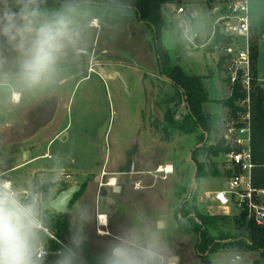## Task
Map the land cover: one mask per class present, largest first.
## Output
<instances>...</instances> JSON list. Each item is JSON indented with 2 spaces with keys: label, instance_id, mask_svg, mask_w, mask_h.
<instances>
[{
  "label": "rangeland",
  "instance_id": "rangeland-1",
  "mask_svg": "<svg viewBox=\"0 0 264 264\" xmlns=\"http://www.w3.org/2000/svg\"><path fill=\"white\" fill-rule=\"evenodd\" d=\"M234 1L239 0H175L174 3L165 6L170 29L164 40L169 46L172 64L181 66L189 74L205 76L215 70L213 56L208 53L207 47H196L194 40L184 35L185 32L180 25L184 23L191 36L198 31L199 40L204 42L209 39L211 33L210 23L227 14L228 5ZM247 3L250 17L259 13L262 20L257 21V24L264 30V0H247ZM78 7L82 51L70 53L61 62L55 78L44 88L35 91L38 94L48 92L61 94V102L58 104L53 95H50L49 103L46 100L43 103L38 100L34 102L37 113L51 111L56 107L57 116L51 120L49 126L56 128L57 132L63 131V136L54 139L50 144L51 159L39 160L35 166L65 168L64 170L76 174L78 178H64L65 175L58 174H47L45 178H41V175H38L39 183L34 191L42 193L39 186L50 183L51 191L57 195L63 184L70 187L86 183V192L88 183L94 182L96 174L104 179L94 184L98 189L104 188L110 182L109 178L114 177L124 186L123 192L115 198L119 199L118 206L126 210L129 206L134 209V206L138 205L134 209H137L138 213L132 212L126 217L130 224L141 216L144 220L148 219L147 216L155 208L170 217L168 211L171 209L178 176L194 167L190 155L195 141L193 136L188 135L177 136L170 142L161 139L159 131L157 133L151 127V123H162L163 111L156 104L159 88L162 93L168 95L174 93L171 82L159 79L160 69L153 47L151 28L137 20H117L111 23L106 16L96 14V5ZM181 7L185 12L180 17L177 11ZM215 7L217 13L211 16L210 10ZM193 13L198 18L193 17ZM94 19H97L96 23ZM215 50L216 56L220 55L219 49ZM14 56V51L6 42L0 41V59L4 61L0 70L12 71ZM258 70L264 80V42L258 48ZM63 78L66 80L59 83ZM204 79L210 96L212 98L220 96L218 81L213 77ZM9 86L0 88V92L3 94L8 92L11 96L13 91H19L24 97V90L12 84ZM9 96L0 97V111L14 106ZM205 107L211 112L222 109L221 105L213 102H208ZM152 136L154 140H151ZM63 137L66 139L63 140ZM131 150L136 157H142L139 158L142 162L137 164L135 170L149 168L151 169L149 173L133 170ZM59 154L62 158L53 157ZM149 157L152 158V162ZM215 160L219 165H224L221 156ZM166 163L172 164L176 172L167 179L154 178L155 168ZM15 164L10 160L3 162L0 159V171ZM143 164L145 165L140 166ZM30 166L32 165L15 167L0 179L10 178L21 191L31 193L34 181ZM197 179H199L196 181L197 184L204 183V190L207 193H214L227 187L225 177H205L203 181ZM136 182H139L138 185ZM54 184L55 187H52ZM109 195L112 196V193L106 188L96 193L94 199L98 210H108L103 206V201ZM76 202L71 207V214ZM47 209L53 211L49 207ZM200 210L223 212L230 216H234L235 212L232 205L213 204L208 198L202 201ZM116 217L117 212H114L113 219ZM165 236L169 237L168 234ZM182 241L186 240L182 238ZM208 257L210 264H242L237 260V263L234 262L233 251L212 252ZM188 264L209 263L194 255Z\"/></svg>",
  "mask_w": 264,
  "mask_h": 264
},
{
  "label": "trees",
  "instance_id": "trees-1",
  "mask_svg": "<svg viewBox=\"0 0 264 264\" xmlns=\"http://www.w3.org/2000/svg\"><path fill=\"white\" fill-rule=\"evenodd\" d=\"M66 2H73L81 7L96 5V14L106 16L111 23H115L117 20L137 19L152 28L153 47L157 55L160 73L171 80L174 88V93L171 95L163 93L161 97L160 104L164 110V138L173 139L177 135L194 137L195 144L199 145L193 156L197 166L196 178L230 176L233 170L226 168L225 164L221 168L215 160L230 151L224 139L219 137V132L221 123L225 119H237L240 113L245 111L240 102L246 98L247 93L240 81L231 84L229 79L225 77L224 80L229 84L230 95L212 101L226 108L227 112L221 115L205 111V104L211 99L204 83V77L189 74L181 66L172 64L169 55L170 49L164 40L165 34L170 29V21L165 14V6L174 3L175 0H41V7L55 10ZM229 42V37L217 34L212 45ZM250 48L253 74L251 152L254 168L252 180L255 187H264V88L259 79L258 38L255 32H251ZM224 62L225 57L220 55L218 63L220 72L225 71ZM167 98L169 99L167 100ZM206 135L207 141H205ZM197 154L203 155L204 160L200 161L199 156H196ZM190 183L187 181L177 189L176 196L179 205L176 218L182 234L196 236L197 255L204 262L210 264L208 257L210 253L233 248L242 252L255 253L256 256L252 264H264V225L260 226L253 221H246L244 213L230 216L201 212L198 207V193L193 191L189 196ZM39 187L40 191L47 195L50 190V183H45ZM52 187H55V184ZM68 187L67 184H63L58 191ZM85 189L86 183H83L81 190L75 194L64 213L46 210L42 223L53 237L42 232L43 243L48 250L44 264H56L64 247L69 244L71 207L84 195ZM55 196L50 197L49 201ZM226 226L230 227L227 228ZM82 255L87 264H97V258L85 243L83 244Z\"/></svg>",
  "mask_w": 264,
  "mask_h": 264
},
{
  "label": "clouds",
  "instance_id": "clouds-1",
  "mask_svg": "<svg viewBox=\"0 0 264 264\" xmlns=\"http://www.w3.org/2000/svg\"><path fill=\"white\" fill-rule=\"evenodd\" d=\"M79 7L66 2L55 10L41 7V0H0V41L14 51L12 71L0 70V88L9 84L37 91L56 76L61 62L82 51L78 27ZM4 61L0 59V69ZM21 92L13 91L14 103ZM114 195L119 190H114ZM55 194L33 191L25 195L13 182L0 179V264H44V219L49 198ZM60 196L51 199L58 206ZM87 222L84 211L73 218L72 235L56 264H87L82 255ZM165 225L149 229H123L98 255L97 264H180V257L165 239ZM242 259V258H241Z\"/></svg>",
  "mask_w": 264,
  "mask_h": 264
},
{
  "label": "crops",
  "instance_id": "crops-1",
  "mask_svg": "<svg viewBox=\"0 0 264 264\" xmlns=\"http://www.w3.org/2000/svg\"><path fill=\"white\" fill-rule=\"evenodd\" d=\"M172 4V3H170ZM170 4H167L170 5ZM217 13V8H213L212 10H210V15L211 16H215V14ZM178 16H182L181 14H178ZM250 15V14H249ZM193 17H197L195 13H193L192 15ZM198 18V17H197ZM95 23L97 22V19H94ZM131 20H137V19H131ZM129 20V21H131ZM251 20V32H255L258 38V48L261 45L262 42H264V30L262 29V26H260L259 24H257V21L262 20L261 17L259 16V13H257L256 16H251L250 17ZM138 21V20H137ZM141 22V21H139ZM94 23V24H95ZM144 23V22H141ZM146 24V23H145ZM213 23H210V32H211V27H212ZM150 27V26H149ZM180 27L183 29V32H185V36L191 38L194 40L195 42V46H199V47H203L206 46L207 47V51L209 54H211V56H213V67H214V71L209 73L208 75H201L203 77H213L218 81V85H219V89H220V93L221 95L216 97V98H212L210 96L211 101L212 100H217V99H222L225 98L227 96L230 95V89H229V84L224 80L225 78V71H219V57L220 55L215 54V46L212 45L213 41L210 39V35L209 34V39H207L206 41H200L199 40V33L198 31H195V33L193 34V36H191L189 34V30L188 28L184 25V23L182 25H180ZM195 27V26H194ZM202 27V26H201ZM151 28V27H150ZM205 28V27H202ZM196 30V28H195ZM152 31V28H151ZM153 33V31H152ZM167 35V34H166ZM211 44V45H210ZM210 46V48H209ZM259 71V70H258ZM159 79L161 81L165 80V78L161 75L160 71H159ZM259 79L262 82V84H264V80L260 77L259 75ZM66 79H60L59 83H62L63 81H65ZM166 81H169L166 79ZM171 82V81H169ZM172 83V82H171ZM204 83L206 84V81L204 79ZM10 85V84H9ZM7 87H10V86ZM207 90L208 87L207 85H205ZM209 92V90H208ZM13 93V92H12ZM161 93V95H160ZM162 91L159 88V93H158V97L156 99V104H158V106L162 109L163 111V115H164V110H163V106L162 104H160L161 102V97H162ZM24 97H22V93H21V98L18 102L14 103L11 99V103L14 104L11 105V107L6 108L4 111H0V159L3 162H6L8 160L15 162V166H12L8 169H4L3 171H0V177H4L6 174H8L9 172H11L12 169H14L15 167H19V166H30V170H31V174L33 175V185H34V189L37 187L36 186V182L37 180V176L41 175V178H45V176L47 174H58V175H65L64 178H74L76 177V174L69 172L68 170H64L65 168L62 169H55V168H48V167H36L35 164L39 161V160H45L47 158L51 159V146L50 144L53 142L54 139L56 138H61V136H63V131L57 132L56 128H51V126H49V123L51 122L52 119H54L57 116V108L55 107V109L51 110V111H43L41 113H37L35 111L34 108V102L35 100L41 101L42 103L46 100L47 103H49V100L51 99L50 95L56 97L58 104H60L61 102V94H51V93H35V91H25L23 92ZM41 97H40V96ZM3 96H9L8 92H6V94H3L2 92H0V97ZM12 96V94H11ZM11 96H9L11 98ZM216 105H220L218 103L213 102ZM207 104V103H206ZM205 104V105H206ZM205 111L207 113H217V114H221L224 115L227 112L226 108H223L220 110H218V112H211L209 109H207L206 107ZM38 121V122H36ZM37 123V124H36ZM151 127L158 133L159 131V135L161 137V139L167 140V141H174V139L177 136H175L173 139H166L163 136V117H162V123L158 124V123H151ZM158 129V130H157ZM147 136V135H146ZM183 136H188V135H183ZM66 138L63 137V140H65ZM155 138H153V136L151 137V140H154ZM148 140V139H147ZM195 141V139H194ZM43 147V148H42ZM197 147H199V145H196L194 142V148L191 149V155H190V159L192 160L194 167L192 170H188L186 172H184V174H182V176H178V180L177 183L175 185V189L173 191V196H172V200H171V209L170 211V217L165 214H162L160 212H158L155 208L154 211H152L147 217L148 219L144 220L143 216H141V218L135 219L132 224L129 223V221H126V217H129L130 214L133 213H138L137 209L134 210L135 208L138 207V205L134 206V209L130 208L129 209H124L122 210V208H120L119 205V199H115L116 195H114V190L118 189L119 190V194L121 192H123L124 190V186L120 183H118V181L114 178V177H110V182L106 184V186H104V188L109 189L112 193V196H107L106 199L103 201V206L106 207L108 210H101V209H97V207L95 206V195L96 193H98L99 190L104 189L102 188H96L94 187V184L99 183L100 181L104 180L102 176L98 175V174H94V182H90L88 183V190H86L85 194L82 196V198L76 202L74 209L72 211V215H71V234L70 237L72 235V222H73V218L78 216L81 211L86 212L87 214V222L83 225L82 231L85 234V241L84 243L87 244L88 248L90 249L91 253L97 258L99 254H101L105 247L108 245L109 242H111L112 240L115 239V237L125 228H130V227H138L140 229H149L155 225H158L159 223H163L165 225V234H168L169 237L165 236V239L167 240V242L171 245V247L175 250L176 254L180 257V264H188L194 255H197V251H196V236L195 235H184L181 233L179 226L177 224V218H176V214H177V210H178V205H179V201L177 199L176 196V192L177 189L183 185L185 182L189 181L192 183V177L195 171V164L196 162L193 159L194 156V152L197 149ZM39 148H42L39 149ZM133 150V149H132ZM132 150L130 151L131 158L133 161V170L134 171H140V172H144V173H149L151 171V169L149 168H144V170H135V168H137V164H140L142 161L140 160L142 157H136V155L133 154ZM129 153V154H130ZM199 156V160L202 161L204 160V156L203 155H196ZM55 158H62L61 154L59 155H55L53 156ZM140 158V159H139ZM150 158V162H152V158ZM148 158V161H149ZM140 165V166H144ZM166 166H172L173 167V172L169 173V174H164V173H160L158 172L159 169L164 168ZM176 172V169L174 168V166L170 163H166V164H159L154 171V178L158 177L161 179H167L170 175L174 174ZM78 178V177H76ZM201 181L205 180V178H200ZM4 180H10V178H6ZM199 179H197L196 181L198 182ZM12 182V181H11ZM194 185V188L192 190L196 191L198 193V207L201 209L202 206V201L205 200V198H208L209 200H211V202L213 204L217 203L219 204V202L215 199V194L220 191H216L214 193H207L204 190V183L202 182L201 184H197ZM39 183V182H37ZM139 182H136L135 184L138 185ZM191 183H190V190H191ZM44 184V183H43ZM195 186H197L198 188H196ZM224 189V188H223ZM221 189V190H223ZM25 195H27V191L24 190L22 191ZM190 193V192H189ZM29 194V193H28ZM89 201V202H88ZM69 207V206H68ZM199 209V210H200ZM201 211V210H200ZM114 212H117V217L116 219H113V214ZM203 213H210V214H226L229 215L227 213H223V212H210V211H201ZM235 214V212L233 213ZM98 216L101 217V219L99 220ZM168 221H170V223H168ZM227 228L230 226H226ZM43 232V231H42ZM182 236V237H181ZM70 237H69V241H70ZM182 238H184L186 241H182ZM189 244H191V246H189ZM43 245L45 246V244L43 243ZM229 251H233L235 252V258H233L234 262L237 263L238 262H242V264H252L253 260L255 259V253L252 252H242V251H238L236 249L230 248L221 252H229ZM242 258V259H241ZM237 260V261H236Z\"/></svg>",
  "mask_w": 264,
  "mask_h": 264
},
{
  "label": "built area",
  "instance_id": "built-area-1",
  "mask_svg": "<svg viewBox=\"0 0 264 264\" xmlns=\"http://www.w3.org/2000/svg\"><path fill=\"white\" fill-rule=\"evenodd\" d=\"M178 14L185 12L178 9ZM217 34L230 38L227 44L218 43L215 48L225 57L224 68L229 83L240 81L247 96L240 102L245 111L237 119L226 120L221 123L219 137L224 139L230 151L221 155L226 168L232 169L227 179V187L215 194L220 205H232L234 215L245 214L246 221H253L257 225H264V187H255L252 180L254 163L251 152L252 124H251V20L247 0L234 1L227 7V14L215 19L211 27L210 39L214 42ZM264 88V84H263ZM222 168L223 166L220 165ZM160 173L173 172L172 166L160 168ZM99 220L101 219L98 216ZM41 230L51 237L53 235L41 224ZM44 248V258L48 250Z\"/></svg>",
  "mask_w": 264,
  "mask_h": 264
},
{
  "label": "water",
  "instance_id": "water-1",
  "mask_svg": "<svg viewBox=\"0 0 264 264\" xmlns=\"http://www.w3.org/2000/svg\"><path fill=\"white\" fill-rule=\"evenodd\" d=\"M163 77L165 79L171 81L169 78H166L165 76H163ZM205 141H207V135H206ZM196 171H197V166L195 164V171H194V174H193V177H192L191 190H190L189 196H191L192 190H193L195 182H196ZM80 190H81V185L74 184V185H72V186L60 191L56 195V196H60V201H59V205L58 206H64L66 204V207H63L62 211H58L57 208L51 207V202H50L51 200L48 203V207L50 209H52L54 212H56V213H64L67 210L68 206L70 205L71 201L73 200L75 194H77Z\"/></svg>",
  "mask_w": 264,
  "mask_h": 264
}]
</instances>
